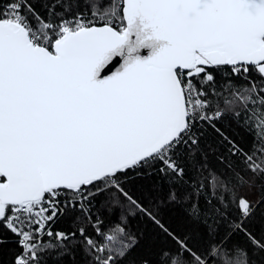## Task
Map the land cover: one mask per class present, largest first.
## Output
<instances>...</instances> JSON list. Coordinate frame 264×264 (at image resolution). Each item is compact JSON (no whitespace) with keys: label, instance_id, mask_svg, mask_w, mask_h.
Instances as JSON below:
<instances>
[{"label":"snow or ice","instance_id":"obj_1","mask_svg":"<svg viewBox=\"0 0 264 264\" xmlns=\"http://www.w3.org/2000/svg\"><path fill=\"white\" fill-rule=\"evenodd\" d=\"M112 6L54 0L48 19L32 0H0V229L16 238L11 264H241L240 253L264 264V147L254 156L231 131H250L249 109L264 128V0ZM151 40L166 43L112 65L123 46ZM154 176L136 195L134 182ZM170 206L185 224L163 217ZM139 217L156 232L133 231ZM68 218L71 231L55 228Z\"/></svg>","mask_w":264,"mask_h":264},{"label":"trees","instance_id":"obj_2","mask_svg":"<svg viewBox=\"0 0 264 264\" xmlns=\"http://www.w3.org/2000/svg\"><path fill=\"white\" fill-rule=\"evenodd\" d=\"M53 2L54 0H32V3L36 11L48 19H51V17H47V7H50ZM120 7H121V0H113V6L107 9V11L109 12L116 11V14L120 15L121 14ZM249 112L251 113V115L247 118V123L251 124L250 131H245L243 129H237V128H233L231 129V131L244 145L245 149H253L255 145V150L253 151V155L255 156L258 155V150L261 147H264V128H261L258 122L259 110L257 109L255 112H253L251 109H249ZM210 139L212 138L210 137ZM209 160L212 162V165L216 167L217 171H219V168L221 166L216 163L215 157L210 155ZM190 175L192 174L190 173ZM156 179L157 177L154 176L151 177L149 180L135 181L134 182L135 194L139 195L140 191H142L145 187H150V185L154 183ZM166 188L167 186L165 185V189ZM185 190L190 191V189H185ZM200 202H201V206H203L204 204L203 196L201 197ZM162 215L169 223L174 224L175 226H182L187 222L183 214V209L180 206H170L168 208H165L162 210ZM107 219L109 221H115L116 216L113 215ZM130 222L132 224L133 231L144 232L145 230H147L153 233L156 232L154 226H152L150 222H148L143 217H139L137 219L131 220ZM55 228L62 231H71L72 230L71 218L62 219L59 223L55 225ZM255 230L256 231L261 230V221L259 219L256 222ZM0 236L10 237L9 243L0 245V264H11L14 254L17 251H19L17 244L14 242L16 238L12 237L10 233L4 232L3 229H0ZM153 238L155 239V236ZM236 239L238 242L244 243L242 238L237 237ZM164 242L165 241L161 240V243ZM239 256H240L241 264H243L245 254L240 253ZM49 264H54V262L51 259H49Z\"/></svg>","mask_w":264,"mask_h":264},{"label":"water","instance_id":"obj_3","mask_svg":"<svg viewBox=\"0 0 264 264\" xmlns=\"http://www.w3.org/2000/svg\"><path fill=\"white\" fill-rule=\"evenodd\" d=\"M133 40V44L132 46L134 47V41H135V37L132 38ZM148 43L150 44V46H146L143 48H140L136 51H132L129 52V45H125L123 46V50H124V55L123 56H116L115 59L112 61V65H115L116 68H121L122 70V66H123V62L125 59H128L129 62H134L136 60L137 57H139L140 59H148L150 58L155 52H158L160 47L163 46V44L166 43V41H157V40H151L148 41ZM112 65H110L109 67H112ZM115 70V69H113ZM107 74H111L110 72ZM103 76V74H102Z\"/></svg>","mask_w":264,"mask_h":264}]
</instances>
